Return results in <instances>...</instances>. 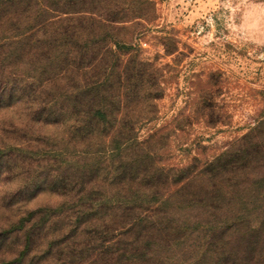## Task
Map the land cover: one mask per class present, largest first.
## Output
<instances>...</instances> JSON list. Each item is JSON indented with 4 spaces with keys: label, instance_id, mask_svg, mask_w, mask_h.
<instances>
[{
    "label": "rangeland",
    "instance_id": "1",
    "mask_svg": "<svg viewBox=\"0 0 264 264\" xmlns=\"http://www.w3.org/2000/svg\"><path fill=\"white\" fill-rule=\"evenodd\" d=\"M15 3L0 9V264L242 257L264 160L226 163L213 190L208 173L264 121V0Z\"/></svg>",
    "mask_w": 264,
    "mask_h": 264
},
{
    "label": "trees",
    "instance_id": "2",
    "mask_svg": "<svg viewBox=\"0 0 264 264\" xmlns=\"http://www.w3.org/2000/svg\"><path fill=\"white\" fill-rule=\"evenodd\" d=\"M16 0H0V9H4L6 6L5 12L10 16V10L15 3ZM6 2V3H5ZM5 3V4H3ZM8 4V5H7ZM5 5V6H4ZM97 112H101L104 116L105 112L103 110V107L100 109H97ZM95 119V118H94ZM118 151H121V148H118ZM225 157L226 162L223 163V160L221 158ZM216 163L212 166V169L210 173H208L209 178L212 179V190L216 187L217 182L224 179V173L226 171V166L228 162L230 163L232 160H234V164L230 167L236 168L237 170H243V172L250 170V168L253 166L255 162H260L261 160H264V121L261 122L252 132H250L248 135H246L241 141L238 143L235 151H230L224 154ZM224 158V159H225ZM227 163V164H226ZM213 164V163H212ZM226 168V169H225ZM227 172V171H226ZM157 180V178H156ZM142 182L145 183H153L152 178L149 180H145V178L141 179ZM254 183L261 184V190L262 192L257 196L256 203H260L261 205H264V174H260L256 179H254ZM217 189L215 191V195H219L220 193ZM248 191V189H247ZM223 192V191H222ZM260 209V208H259ZM260 220H258L259 228L260 230L258 232L259 239L258 241L252 240V241H244L245 248L243 250V256L240 257V254L237 250H239L238 247H230L228 251L222 250L221 253L217 252L218 254L216 257L213 258L212 264H264L263 254L264 252V209L261 211H255L254 212ZM253 214V213H252ZM250 214V215H252ZM236 220V219H235ZM157 225L150 226V233L153 230H156ZM231 227H235L231 226ZM220 228L213 229V236L215 235L216 231H218ZM232 235V234H231ZM254 249H258L261 254L260 257L255 258L254 257ZM224 251V252H223ZM242 254V253H241ZM223 256V257H222ZM104 259V257H102Z\"/></svg>",
    "mask_w": 264,
    "mask_h": 264
}]
</instances>
